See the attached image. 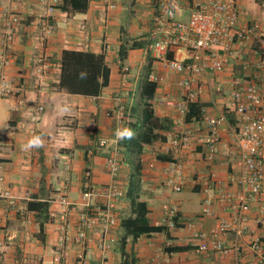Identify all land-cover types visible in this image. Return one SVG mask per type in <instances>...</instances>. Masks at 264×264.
<instances>
[{"label":"crops","instance_id":"obj_1","mask_svg":"<svg viewBox=\"0 0 264 264\" xmlns=\"http://www.w3.org/2000/svg\"><path fill=\"white\" fill-rule=\"evenodd\" d=\"M115 1L113 10L107 8L105 0H89L85 13L56 11L51 19L54 33L41 45L39 38L37 40L40 33L37 20L44 15L40 0H0V57H3V34L14 35V47L10 54L12 64L3 72L17 84L24 83L27 86L23 95L26 100L24 106H20L17 98L12 96L0 99V175L5 182L0 186V191L3 188L9 190L14 199L12 209L8 208L5 199H0V264H15L22 257L28 258L31 264H54L55 245L61 230L56 220L60 208L52 200L66 187L69 200L79 203L82 176L88 165L91 166L96 185L102 187L111 181L106 160L114 147L113 97L119 95L125 100L132 109L133 119L139 122L142 109L137 84L140 85L141 79L145 77L149 61L152 70L150 75L162 79L156 95L159 98L170 95L176 102L179 101L176 95L177 80H171V73L163 68L158 59L145 53V44L152 27V0ZM236 2L241 23L253 25L264 35V0ZM12 16H18L21 22L13 24ZM81 23H86L91 33L86 49L82 47L84 41L78 31ZM135 41L143 42V47L131 48ZM236 45L242 53L239 61L222 72L200 78L195 86L202 92L197 105L200 110H207L211 115H216L219 108L229 106V82L233 77L241 76L260 83L264 75V58L256 54L258 49L251 43ZM121 46L127 47L122 61L118 59ZM70 49H82L105 56L110 69L109 85L98 97L70 95L56 89L62 51ZM39 55H44L51 64V69L43 76L36 74L30 62ZM243 62H248L246 69L243 68ZM175 77L179 78L177 75ZM158 102L154 104L156 116L168 119L172 128L175 127V121L179 119L177 107ZM37 106L44 108L35 125L44 141L43 147L23 150L22 145L32 138L28 133L30 125L27 126L30 122L29 113ZM196 114V118L190 117V121L182 126V129L191 130L192 136L191 145L179 154L186 177L185 188L181 193L167 191L159 167L148 168L152 160L151 150L158 148L160 143L138 151L136 143L127 146L121 142L123 160L117 182L126 194L117 209L119 227L109 235L110 264H125V252L128 262H131L129 264H158L157 259L163 254L173 264H235L233 256L221 255L209 248L210 234L215 230L217 220L229 217L230 213L215 204L210 217L203 215V195L197 184L207 177V170L204 162L200 161V155L203 156L204 152L195 142L196 137L202 134L199 131L202 126L201 111ZM163 133L168 136L170 131ZM220 133L222 142L212 172H215L213 176L221 186L227 188L228 176L237 157L235 148L228 142L229 138L228 141L225 138L226 128L223 127ZM99 138L107 139L108 143L105 148L94 151L93 160L88 163L85 152L93 149ZM34 200L49 205L48 212L52 220L43 224L42 234H39V213L27 207ZM168 201L180 204V223L174 230L141 235L137 239L128 237L122 245L124 230L121 222L134 217L136 203H145L149 225L155 226L159 225L162 204ZM79 210L68 213V235L74 236L76 233ZM195 231L205 234V238H195ZM255 237H261L264 242V216L259 217L258 209L252 208L246 230L239 239V264H262L261 258L250 247ZM98 238L97 231L89 233L91 256L87 264H100V252L96 248ZM222 239L225 245L231 246L235 237L228 233ZM201 244L205 246L203 251L198 248ZM80 250L74 241L67 242L62 264H76Z\"/></svg>","mask_w":264,"mask_h":264},{"label":"built area","instance_id":"obj_2","mask_svg":"<svg viewBox=\"0 0 264 264\" xmlns=\"http://www.w3.org/2000/svg\"><path fill=\"white\" fill-rule=\"evenodd\" d=\"M45 10V16L38 19L39 43L42 45L54 33L50 22L62 0H40ZM115 0H105L108 9L115 8ZM152 27L147 37L145 53L158 59L161 65L171 74L177 75L176 95L173 99L166 95L159 100V104L177 107L179 119L175 121L177 132L170 136L166 144H160L152 150L150 169L159 167L164 177V185L169 193H181L185 188V169L179 161L180 151L191 144V131L182 129L185 117L192 104L201 99V91L196 88L198 80L208 77L211 73H219L242 57L238 43H255L259 45L256 52L264 58V35L253 25L241 23L236 0H152ZM186 12L188 17L181 19L180 14ZM11 22L17 24V16L11 17ZM78 31L82 36L83 48L86 49L90 41V30L86 23L79 25ZM4 49H11L13 36L7 34L3 40ZM173 54L168 58V54ZM11 59L7 55L0 58V99L17 98L20 106L25 105L23 95L27 91L24 83L17 84L9 79L3 70L9 67ZM36 74L43 76L51 69V64L44 55L37 56L31 61ZM248 62H243L246 69ZM152 81L160 82L151 75ZM258 82L253 79L237 76L229 82V106L220 109L216 115L207 110H201L202 134L197 137V147L203 148V158L208 165H212L217 158L219 146L222 142L221 130L226 128L230 144L235 148L237 159L229 173L227 188H223L218 179L207 175L197 185L203 195V215H212L213 205L217 204L229 211V217L219 218L216 228L210 234V249L221 255L233 256L238 263L240 252L239 239L244 234L252 208H257L259 217L264 216V75ZM208 96H210L208 94ZM113 114L115 132L118 127H127L126 116L130 108L118 95L113 97ZM43 106L31 109L29 113L28 133L31 137L40 136L35 129L39 121ZM234 120V123L230 122ZM26 127V125L24 126ZM106 160L111 181L105 186H98L93 181V171L88 165L82 176V196L79 203L71 202L66 187L53 198L60 211L56 220L61 235L55 245L54 264H62V257L66 244L74 241L80 252L76 264H87L91 249L88 248L89 233L97 231L99 238L96 248L100 252V264L109 263V235L119 226L117 215L118 205L125 197V190L117 182L121 168L120 148L116 145ZM107 140L99 138L93 149L86 151L85 159L88 163L93 160L94 151L104 148ZM159 156H170L169 161L160 162ZM5 184L0 175V186ZM0 199L7 201L8 208L14 207V199L9 190L0 191ZM179 202L168 201L161 207L159 225L174 230L180 223ZM81 211H80V210ZM80 211L77 230L74 236L68 235L67 216L71 211ZM25 216V215H23ZM178 218V219H177ZM177 219V221H175ZM178 222V223H177ZM232 233L235 237L231 246L225 245L222 237ZM195 238L203 240L205 234L193 233ZM253 253L261 258L264 264V242L261 237H255L250 244ZM199 250L205 246L200 245ZM158 264H173L171 259L163 254L157 259ZM15 264H28V258L22 257Z\"/></svg>","mask_w":264,"mask_h":264},{"label":"trees","instance_id":"obj_3","mask_svg":"<svg viewBox=\"0 0 264 264\" xmlns=\"http://www.w3.org/2000/svg\"><path fill=\"white\" fill-rule=\"evenodd\" d=\"M89 0H62L59 9L64 13H85L88 9ZM253 46L259 49L255 42ZM143 47V42L135 41L131 48L137 49ZM125 46H121L118 52V59L123 60L126 55ZM168 58H172V54H168ZM151 62L146 66V75L141 79L139 85V104L142 109L141 120L137 122L133 119L132 109L125 120L127 127L133 129L136 133L135 139L128 141L124 140V145L133 146L136 143L138 151L147 147H153L156 143L166 144L170 140V136L175 134L178 130L173 127L168 119L156 116L154 111V104L161 98L156 95V91L160 82L149 79ZM85 73V78L81 79L80 74ZM110 69L106 64L105 56L103 54H94L90 51H83L82 49L63 50L60 59L59 79L56 84V89L70 95H80L84 97L96 98L100 95L102 90L109 85ZM137 109V107H136ZM200 107L197 104L190 106L186 121H190V117H197L200 112ZM135 112V111H133ZM135 114V113H133ZM193 114V115H192ZM192 115V116H191ZM231 123L234 120L230 119ZM166 131H170L167 136ZM134 145V146H135ZM160 147V146H158ZM159 161H169V156H159ZM47 202L32 201L27 207L29 210L37 211L39 218V234H42L43 224L49 223L52 220L49 216ZM134 217L123 219L121 222L123 233L122 245L128 237L137 239L141 235H151L155 233H164L167 228L161 225L150 226L147 219V208L144 202H138L133 208ZM178 219V218H177ZM177 219L175 221H177ZM178 223V222H177ZM178 226V224H177ZM122 253L124 252L123 247ZM124 263L129 264L126 252L124 254Z\"/></svg>","mask_w":264,"mask_h":264},{"label":"clouds","instance_id":"obj_4","mask_svg":"<svg viewBox=\"0 0 264 264\" xmlns=\"http://www.w3.org/2000/svg\"><path fill=\"white\" fill-rule=\"evenodd\" d=\"M41 3V2H40ZM62 3V2H61ZM42 5V4H41ZM61 5V4H60ZM59 5V6H60ZM44 8V7H43ZM58 10H60L59 9V7L56 9V11H58ZM43 11H44V14H45V10L43 9ZM56 13V12H55ZM54 15L55 14H53L52 15V17H51V19H53L54 18ZM43 16H45V15H43ZM18 17V16H17ZM18 19H19V17H18ZM51 19H50V22H51ZM21 21H20V19H19V22L17 23V24H19ZM14 24V23H13ZM52 24V23H51ZM53 26V25H52ZM7 34H11L12 36H13V43L11 44V49H9V50H6V49H3V55L5 56V55H7L8 54V56L10 57V54H11V51L13 50V45H14V35L12 34V33H5V34H3V36H2V40H1V42H3V40H4V38H5V36L7 35ZM39 36V35H38ZM38 36H37V40H38ZM4 44L5 43H3L2 44V46H4ZM146 45V44H145ZM2 55V56H3ZM148 55H151V54H148ZM40 56V55H39ZM168 57V56H167ZM172 57H173V54H172ZM1 58V57H0ZM36 58V57H35ZM34 58V59H35ZM10 59H11V57H10ZM34 59H32V60H34ZM31 60V61H32ZM47 60H48V58H47ZM30 61V62H31ZM11 64H12V60H11ZM10 64V65H11ZM31 66H32V68H34L33 67V65L31 64ZM8 68V67H7ZM5 72V71H4ZM36 72V71H35ZM212 74V73H211ZM85 76H86V74L85 73H81L80 74V78L81 79H83V78H85ZM151 76V75H150ZM149 76V77H150ZM10 79V78H9ZM159 79V78H158ZM230 90V89H229ZM119 96V95H118ZM124 101V103H125V100H123ZM195 104H199V102L198 103H195ZM126 105H127V103H126ZM192 105H194V104H192ZM191 105V106H192ZM128 106V105H127ZM129 107V106H128ZM130 109H131V107H129ZM189 110H190V108H189ZM189 114V112L187 113V115ZM187 115H186V117H187ZM186 117H185V121H184V123L186 122ZM115 121V120H114ZM200 122H201V119H200ZM186 124V123H185ZM184 124V125H185ZM116 128V127H115ZM175 128H177L176 126H175ZM200 128H202V126H200ZM185 130H187V128L185 129ZM37 131V130H36ZM188 131V130H187ZM189 131H191V130H189ZM38 133V132H37ZM39 134V133H38ZM201 135V134H200ZM41 136V135H40ZM135 136H136V133H135V131L133 130V129H131V128H129V127H124V128H120V127H118L117 129H116V132H115V135H114V137L116 138V141H120V142H118V144H116L119 148H120V154H121V160H123V157H122V143L121 142H123L124 140H128V141H131V140H133V139H135ZM199 137V136H198ZM103 139V138H102ZM196 139H197V137H196ZM107 140V139H106ZM113 140H114V138H113ZM196 142V141H195ZM43 143H44V141H43V139L41 138V137H39V136H34V137H32L31 139H29L28 140V142L26 143V144H24V145H22V149L23 150H29V149H32V148H40V147H43ZM107 143H108V141H107ZM113 146L115 147V141H113ZM197 143V142H196ZM107 145V144H106ZM191 145V144H190ZM106 147V146H105ZM104 147V148H105ZM114 147H113V149H114ZM196 147V146H195ZM103 149V148H102ZM153 150V149H152ZM152 150H151V152H152ZM201 150L203 151V148H201ZM88 151V150H87ZM86 153V152H85ZM152 155V154H151ZM153 156V155H152ZM161 162V161H160ZM149 168V167H148ZM118 209V208H117ZM119 227V226H118ZM117 227V228H118Z\"/></svg>","mask_w":264,"mask_h":264},{"label":"rangeland","instance_id":"obj_5","mask_svg":"<svg viewBox=\"0 0 264 264\" xmlns=\"http://www.w3.org/2000/svg\"><path fill=\"white\" fill-rule=\"evenodd\" d=\"M188 17V14L186 13V12H182L181 14H180V17L179 18H181V19H186ZM151 30V29H150ZM164 68V67H163ZM171 76V80H178V78H176L175 77V75L174 74H171L170 75ZM137 87H139V84H137ZM208 90H209V88H208ZM137 93H138V91H137ZM208 94H209V92H208ZM127 102L125 101V104H126ZM220 105V104H219ZM221 106V105H220ZM183 130H185V128L183 129ZM185 131H187V130H185ZM199 131L200 132H203V130H202V128H200L199 129ZM226 139H227V141H228V138H229V134H228V132L226 133V137H225ZM234 148V147H233ZM203 153V152H202ZM234 154H235V156L237 157V154H236V150H234ZM200 161H202V162H204V164H205V168H206V174L207 175H210V176H212V177H214L213 175L215 174V172H214V174H213V172H212V168H213V166H216V162H214L212 165H209V166H207V164H206V162H205V160H204V158H203V156L202 155H200ZM202 173H203V171H201ZM215 178V177H214ZM163 205V204H162ZM28 264H31V262L30 261H28Z\"/></svg>","mask_w":264,"mask_h":264}]
</instances>
